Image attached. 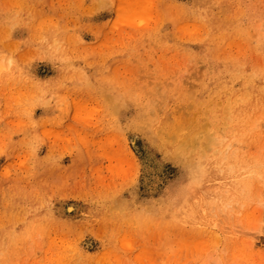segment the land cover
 <instances>
[{
    "label": "rangeland",
    "instance_id": "obj_1",
    "mask_svg": "<svg viewBox=\"0 0 264 264\" xmlns=\"http://www.w3.org/2000/svg\"><path fill=\"white\" fill-rule=\"evenodd\" d=\"M80 262L264 264V0H0V264Z\"/></svg>",
    "mask_w": 264,
    "mask_h": 264
},
{
    "label": "bare ground",
    "instance_id": "obj_2",
    "mask_svg": "<svg viewBox=\"0 0 264 264\" xmlns=\"http://www.w3.org/2000/svg\"><path fill=\"white\" fill-rule=\"evenodd\" d=\"M133 141V140H132ZM73 208V206H68L67 208H66V211H70L71 209ZM236 230V229H235ZM233 232V231H232ZM233 234V233H232ZM256 245L254 244V243H252V242H249V244H248V247L249 248H251V249H254V247H255ZM252 251V250H251ZM78 263V262H77ZM221 263V262H220ZM80 264H81V262H80ZM84 264V263H83ZM213 264H214V262H213Z\"/></svg>",
    "mask_w": 264,
    "mask_h": 264
}]
</instances>
